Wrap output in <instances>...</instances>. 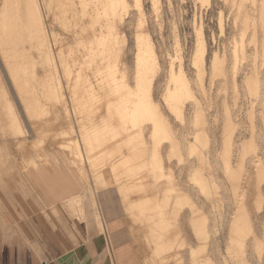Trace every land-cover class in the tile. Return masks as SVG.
<instances>
[{"label": "rangeland", "instance_id": "rangeland-1", "mask_svg": "<svg viewBox=\"0 0 264 264\" xmlns=\"http://www.w3.org/2000/svg\"><path fill=\"white\" fill-rule=\"evenodd\" d=\"M42 1L53 8L49 9L52 15L48 22L52 19L50 24L59 39L66 35L62 39L66 48L63 51L64 55L68 53L66 58L70 57L72 46L79 43L70 31L73 28L75 31V22L71 21V27L62 29L57 22L56 6L51 4L56 0ZM70 1L79 7L78 0ZM102 1L107 4L110 0ZM111 1L108 7L113 10H102L104 15L110 13L107 21L110 25L102 22L99 27L103 31L99 30V34L109 39L114 48L111 58L117 55L110 58L111 62L119 56L123 62L124 57L128 76L133 80V71L139 62L137 56L146 50L147 43L143 41L146 36L150 38L157 57L154 55L150 59L145 66L149 69L143 68L142 74H151L149 78L155 87L151 93L154 94L124 99V96L119 98V93L114 98L97 90L95 93H100L98 96L94 93L96 97L94 94L81 97L77 91L74 97L64 86L70 88V82V85L65 84L70 76L65 78L64 70L61 76L60 71L55 74L51 69V81H47L52 95L48 93V98H37L43 105L41 115L45 113L47 125H36L31 120L34 116L29 114L30 121L26 119L24 101L21 104V98L18 97L19 101L13 93L16 83L13 87L0 61L1 84L5 86L4 91L9 89L5 95L14 103L18 131L23 138L20 142H24L22 147L9 142L19 155L14 169L45 162L47 157L59 152L74 160L77 157L81 174L90 187L87 189L82 179V203L74 208L65 209L59 202L51 206L50 202L26 189L9 193L4 198L5 206H14V200H21L24 206H31L38 216L45 218L54 231L68 229L78 238L83 231L100 232L101 214L104 220L115 223L114 243L123 249V264H193L199 259H209L213 264H264V0H142V5L138 0ZM115 47H120V51H115ZM31 53L33 57L34 52ZM23 65L20 70L25 72L29 65ZM150 68L157 74H152L154 71ZM171 76L180 79L173 81ZM142 77L140 81L149 79L146 75L145 79ZM59 83L65 88L60 89ZM167 85L172 90L177 85L174 89L179 92L177 100V93L173 97L171 93L165 96ZM114 99L118 103L123 99L121 102L125 105L133 101L135 108L114 106V109H106L104 103L111 100L115 103ZM31 127L37 139H28ZM88 130L106 137L109 134L105 141L101 139L100 145L109 146L106 149L110 154L108 150L98 152L96 146L93 149V154L102 157L95 168L93 163L92 168L89 167L93 160L88 151L92 141L97 143V135L92 134L91 138ZM5 133L2 130L3 137ZM127 152L131 171L123 169L121 164ZM106 157H109V164ZM97 171L103 175L100 179L108 178L111 184L99 183ZM234 173L240 178L235 189ZM261 173L262 177L257 178ZM237 193L244 197L241 206L235 201ZM93 196L99 206L91 205ZM155 205L165 208L163 219L167 233L164 237L170 240L165 250L162 242L155 248L156 241L148 232V216L158 212L148 207ZM4 212L7 218L0 212V242L8 245L14 242L17 231ZM241 213L253 233L243 235L241 226L238 232L231 233L232 224L241 222ZM202 222L204 233L200 232ZM234 238L245 239L239 250ZM104 239L106 252L115 255V246L110 248L107 237Z\"/></svg>", "mask_w": 264, "mask_h": 264}, {"label": "bare ground", "instance_id": "bare-ground-1", "mask_svg": "<svg viewBox=\"0 0 264 264\" xmlns=\"http://www.w3.org/2000/svg\"><path fill=\"white\" fill-rule=\"evenodd\" d=\"M51 1H53V0H49V2H51ZM78 1H79V7H78L77 3L76 4L71 3L70 0H56V3L54 1L55 4L51 3V4L56 6L55 10L58 13V14H56L57 15L56 17L58 18L57 22L60 24L62 29L71 27L70 26L71 21L75 22V23L73 22L75 24V26H74V24H72L75 27V31H74V28H73V31L72 30H70V31L78 37V38H76V36H74L75 40H77L76 42L79 41L80 45H79V43L77 45L75 42L76 45L72 46V49L70 52V57H68V55H67V58H66L65 56L68 53H66L64 55L66 48L63 47L64 46L63 45L64 40L62 41V39H65L63 37L66 35L61 37L62 39H59V37H57L58 36L57 32L54 31V29H55V28H53L54 26L51 25L52 19H51V22H48L50 20L49 16L52 15L51 13L49 15V12H51L53 9L51 7V5L49 7V5H46V3H43L42 0H0V61H3V63H4L3 68L5 70H7L6 77L11 82V84L13 83V87H14V84L16 83L15 87L13 89V91H15V92H13V93H15L17 95L16 99H18V97L21 98V104L24 101L23 102L24 103V109H25V112L27 111L26 113H28V114H26L27 115L26 119L29 118V114L31 115V117L34 116V118H31V120L33 119L32 121H34V124H36V125H40V124L47 125V120H45V117H43V115L45 113L41 115V109L43 108L42 107L43 105L39 104V102L37 101V98L39 99L40 97H42V98L44 96L46 97V94H48V93H49V95L51 94L50 91H52V89L49 86L50 84H48V83H49V81H51L50 77H51V74H53L52 70L55 74L60 71L61 76L62 75L64 76V72H65V78H68L70 76V79H65L66 80L65 84L69 83V82L71 83V85L69 83L70 88H68V85H64V86L67 87L68 90H70L74 93V94L72 93L73 95L71 94V96H74V97H77V95L75 96L76 91L81 93V95H80L81 97H82V94H83V96L86 94H89L87 96H90V95L94 94L97 90H100V91H103V95L106 94V96H109V97L110 96L116 97V94L119 93V95L121 94V96L120 97L118 96V97L121 98L124 96V99L126 97H129V96H131V97H140V95L146 96L152 92V88H153L152 87V78L151 79L149 78L151 74L147 75L146 74L147 72L145 73L146 77L149 78L147 80L144 77L145 75L142 74L143 68L149 69L148 67H145V66L149 61H151L150 60L151 58H154V55H155L154 51H153L154 46H152L153 44H152L150 38H148L146 36L147 39H144V41H143V42L147 43L146 44V50L145 49L142 50L144 52L143 53L141 52L140 54H138L139 56H137L139 59L138 60L139 62L137 63V65L135 67L136 71L135 70L133 71V72H135V74L133 76L134 79L131 80L132 81L131 82L130 81L131 77L128 76V72H127L129 68L127 69V66L124 63L125 62L124 57H123V62H122V60H120L121 59V58H119L120 56L118 57L117 60H114L111 62V59H113L114 57L116 58L117 55L113 54V56L114 55L115 56L111 58V56H112L111 54L114 52V51L112 52V50L114 48H113L109 39H107V38H105V36H101L99 34L101 31L99 29L101 23L103 22L104 24L106 23L108 25L107 21L109 20V17H110V13H109V15H106V14L104 15L102 13V10L105 11L106 9L109 8L112 11L113 8L108 7L111 5L112 1L110 0V1L106 2L107 4H105V1H102V0H78ZM138 1H139V5H142V4H140V1L142 3V0H138ZM73 2H76V1H73ZM76 5H77V7H76ZM140 8H141V6H140ZM49 9L51 11H49ZM105 13H108V12H105ZM67 14L70 16H67ZM107 16H108V18H107ZM122 23H123V21H122ZM144 25L146 26V24H143V26ZM105 26L106 25H104V28H105ZM101 27H103V24ZM66 30H68V29H66ZM101 32H103V31H101ZM107 34H109L108 31H107ZM136 35H138V34H136ZM141 36H143V35H141ZM140 38H142V37H140ZM58 39H59V43L57 41ZM140 40H142V39H140ZM145 43H143V44H145ZM138 45L140 46V44H138ZM120 46H122V44ZM123 46H126V45L123 44ZM141 47L144 48L142 45H141ZM119 48L120 47H118L117 49H119ZM68 49H69V47H68ZM117 49L115 47V51H118ZM63 50H65V51H63ZM203 50H204V48H203ZM32 51L34 52L33 57H32V53H31ZM69 51H70V49H69ZM119 51H120V49H119ZM140 51H141V48H140ZM140 51L137 49V52H140ZM118 53L120 55L121 52H118ZM214 58H215V56H214ZM152 61H154V60H152ZM155 61H156V59H155ZM200 61H201V59H200ZM156 63H157V61H156ZM213 63H214V61H213ZM22 64H24L25 66H26V64L29 65L28 66L29 69L27 68V71L22 72V70H20V66H22ZM214 64L216 65V63H214ZM154 65H156V64H154ZM156 67L157 66H155V68ZM25 69L26 68L24 67L23 70H25ZM153 69H151V70H153ZM61 70L62 71L64 70L63 74H62ZM144 70H146V69H144ZM148 73H149V71H148ZM154 73L157 74V71L152 72V74H154ZM142 75H143L145 81L144 80L140 81ZM180 75H182V74H180ZM172 76H173V74H172ZM143 77H142V79H143ZM156 77H158V76H156ZM173 77H172L173 81L178 79V78L176 79ZM54 79H56V78H54ZM62 79H64V78H62ZM179 79H178V81H179ZM47 80H49V81H47ZM67 80H69V81L67 82ZM43 81H47V82H43ZM59 81L62 82V80H59ZM156 81L158 83V79ZM178 81H176V82H178ZM22 82L26 83V85L24 83L21 84ZM52 83L53 82H51V85H54ZM184 83L186 84L185 80H184ZM184 83H181V85ZM58 85H59V88L61 87L60 89L65 88V87L60 86V83ZM4 87L5 86H3V83L1 84V79H0V141L3 142L4 140L5 141L7 140L8 142H11L12 145H15V144L18 145L19 144L22 147L23 146L22 143H24V142H20V141H22L23 138L20 136V133H19L18 127H17V115H16L17 113L14 109V103L12 102L11 97H6V95H5L7 93L5 91L8 88H6L4 91L3 90ZM54 87H56V86H54ZM176 87H177V85H176ZM175 88H173V90L170 88L171 89L170 90L169 86H168V88L166 89V93H165L166 95L165 96L167 97V93H171L172 97H173V95H175V93H177V97H176V100H177L179 92H176L177 89L175 91L174 90ZM184 88H188V87H184ZM8 91H9V89H8ZM63 92H64V90H63ZM65 92H67V91H65ZM52 93L54 94V92H52ZM57 93H58V91H57ZM99 93L97 92V94H99ZM56 94H54V95H56ZM68 94H70V93L68 92ZM151 94H154V93H151ZM180 94H181V90H180ZM185 94H187V93H185ZM96 95H95V97H96ZM191 95H193V94H190V96ZM148 96H150V95H148ZM169 96H171V95H169ZM2 97L4 98V100H2ZM163 97H164V95H163ZM46 98H48V97H46ZM49 99H50V97H49ZM170 99H171V97H170ZM18 100L20 101V99H18ZM116 100H115V103H114V101L112 102V100H111V102L105 100L106 104L104 103V106L106 107V109L113 108L114 106L116 108L118 106L119 107H125L124 109L135 108V102L133 103V101L129 100V101H127L128 105H125L124 101L121 102V100H123V99H121L119 101V103ZM149 101H150V97H149ZM192 101H194V100H192ZM74 102H75V100H74ZM79 102L82 105L81 101H79ZM19 103L17 101V104H19ZM70 103H71V101H70ZM92 103H94V102H92ZM86 104H87V102H86ZM89 104L90 103H88V106H90L92 108L93 105L92 104L89 105ZM81 105H80V107H81ZM94 105H96V104L94 103ZM119 107H118V109H119ZM139 107H142V106H139ZM177 108L179 110V107H177ZM24 109H23V111H24ZM50 109H51V106H50ZM25 112H24V115H25ZM132 112H134V111H132ZM132 112H131V114H132ZM137 112H138V110H137ZM28 120L30 121V119H28ZM28 120H27V123L30 125V122ZM127 122H128V120H127ZM134 122H135V120H134ZM32 124L33 123H31V125ZM2 130L4 132H6L5 133L6 135H4V137L2 136ZM28 133H29L28 139H37V136H36L37 134H36V132L33 131L32 127L30 128ZM2 142H1V144H2ZM1 147H0V152H1ZM134 152H136V151H134ZM7 154H8V152H7ZM133 154L139 155L138 153H133ZM128 170H130V169L128 168ZM258 173H259V171H258ZM262 173L260 175L257 174V178L260 179L263 175ZM95 174H97V176L102 175L99 172L95 173ZM238 176H239V174L236 176L235 173L233 175L234 180H235L234 181L235 183H233V184H234L235 188L238 187L237 183L239 182L238 180L240 179ZM102 177H103V175H102ZM99 179H100V177H99ZM103 179L104 178H102L101 180H103ZM101 180H99V181H101ZM244 180H246V179H244ZM107 182H108V180H107ZM105 183H106V181H105ZM236 197L237 196H235V201H237V204L239 206H241L243 196L241 195V197H237V198ZM241 211H243V210H241ZM247 222H248V220L246 219L245 215L243 213H241V222L239 223L240 225L238 224L237 221H235L232 224L231 233L238 232L239 226H241L242 230L244 231L243 235H245L246 233L247 234L253 233L251 230V226ZM253 236H255V234H253ZM251 238H252V236H251ZM234 239L238 243L237 249L239 250L242 246V243L245 242V239H242V238H237V239L234 238Z\"/></svg>", "mask_w": 264, "mask_h": 264}, {"label": "crops", "instance_id": "crops-1", "mask_svg": "<svg viewBox=\"0 0 264 264\" xmlns=\"http://www.w3.org/2000/svg\"><path fill=\"white\" fill-rule=\"evenodd\" d=\"M114 126L116 125L114 124ZM92 134L97 135L95 138L97 143L95 144L91 140L88 153L93 161L90 162L89 167L92 168L91 164L93 163V168H95L98 167L97 165H99L102 157L97 155V153L93 154V149L96 146L99 148L98 152L108 150L110 154V150L106 149L109 146L100 145L101 139L105 141L109 134L106 137L103 133L98 134L94 130L90 131V133L87 132V135L91 138L94 136ZM1 142L0 212L6 217L4 210L6 211L10 224L16 228L17 234H15V240L12 244L5 245V241L0 242V264H114V262L116 264H123L125 262V259L122 258L123 249H120L114 243L115 223L112 220H104L101 214L100 232L88 234L83 231V234L78 238L75 233H71L68 229L60 232L54 231L52 225L48 224L45 218L38 216L31 206H24L21 200H14V206H5L4 198L9 193H13L17 189H26L28 192H33L37 197H42L45 201L50 202L51 206H56V203L59 202L65 209L68 207L74 208V206L82 203V189L85 183L87 189L90 187L81 174L77 157L74 160V158L71 159L72 157L70 158L63 153L57 152L55 155L47 157L45 162H41L42 164L35 163L23 169H14V163L15 161H19V158H17L19 155L17 156L15 150L7 140H4L2 144ZM4 148L7 150L6 152H4ZM103 154L106 156L105 153ZM127 154L121 158V164H124L123 167L125 169L132 166L129 152ZM106 158H108L109 164V157ZM74 161H77V163L74 164ZM5 171L7 173L6 176ZM77 172H79V175ZM99 177L97 181L101 180ZM82 179L84 185L81 183ZM99 183H102V185H107L108 183L109 185L111 181L108 178H104ZM239 194L237 193L235 196L240 197ZM90 203L92 206L94 204L99 206L95 196L92 197ZM148 209H158V212L150 213L148 216V232L153 237L152 240L156 241L155 248L158 247L157 244L162 242L164 243L162 249L165 250L167 249L166 243L170 242V240L164 237L167 233L163 219V210L165 208L155 205L148 207ZM200 230L201 233L205 232L204 222L201 223ZM105 236L108 239L110 248L113 249V246H115V250L113 249L115 255L113 254V256L107 253L104 248ZM201 257H203V254ZM204 258H207L206 255H204ZM193 264H213V262L209 259L203 261L199 259L194 261Z\"/></svg>", "mask_w": 264, "mask_h": 264}]
</instances>
